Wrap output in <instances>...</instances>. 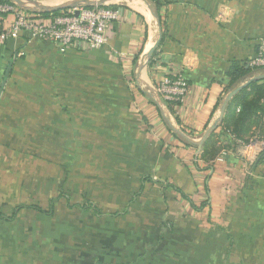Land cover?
<instances>
[{"label":"crops","instance_id":"crops-1","mask_svg":"<svg viewBox=\"0 0 264 264\" xmlns=\"http://www.w3.org/2000/svg\"><path fill=\"white\" fill-rule=\"evenodd\" d=\"M92 1L38 0L32 5L49 12ZM97 1L120 10L119 19L108 24L107 44L60 54V46L51 41L10 38L0 42V84L8 67L11 74L20 66L21 55H39L46 47L52 61L82 69L80 82L97 83L94 89L63 93L68 102L49 105L48 118L39 121L48 122L50 131L59 130L56 137L62 140L116 146L122 150L116 160L128 164L127 174L139 179L140 192L150 178L160 197L170 195L171 215L157 219V233L149 231L148 217L129 219L134 228L125 239V264H264V149L234 154L232 135L222 126L227 115L228 127L247 142L264 137V115L250 114L237 125L230 120L252 98L249 84L264 83V68L235 81L228 74L232 63L245 65L264 38V0H165L163 28L148 0ZM154 48L156 62L148 66ZM177 69L188 92L182 104L172 105L157 91V83ZM10 92L15 91L0 92V153L26 138L28 133L19 130H31L37 121V107L7 101ZM211 147L218 151L212 153ZM198 159L204 162L199 166L210 169H196ZM140 206L149 210L147 201Z\"/></svg>","mask_w":264,"mask_h":264},{"label":"rangeland","instance_id":"rangeland-1","mask_svg":"<svg viewBox=\"0 0 264 264\" xmlns=\"http://www.w3.org/2000/svg\"><path fill=\"white\" fill-rule=\"evenodd\" d=\"M57 49L60 54L68 50ZM19 58L17 72L9 70L0 92L15 91L7 101L36 106L38 113L31 130H19L27 137L0 153V214L5 217L0 220V264H125V239L134 228L129 219L148 217L149 231L157 233V219L171 215L170 195L160 197L150 178L140 192L139 179L127 174L128 164L116 160V146L62 140L59 130L39 121L48 118L49 105L68 102L63 93L94 89L97 83L80 82V67L52 61L47 47ZM203 163L198 159V165ZM146 201L149 210L140 206Z\"/></svg>","mask_w":264,"mask_h":264},{"label":"built area","instance_id":"built-area-1","mask_svg":"<svg viewBox=\"0 0 264 264\" xmlns=\"http://www.w3.org/2000/svg\"><path fill=\"white\" fill-rule=\"evenodd\" d=\"M93 2V5L78 2L55 13L43 14V11L29 9L18 2L0 1V42L23 37L51 41L63 48L100 49L108 43V24L119 19L120 10L99 6L97 0ZM246 66L264 68V38L258 40L255 54L248 59ZM157 91L165 101L182 104L188 83L181 69L173 71L171 77L161 76ZM234 141L233 153L241 157L251 148L256 154L264 149V140Z\"/></svg>","mask_w":264,"mask_h":264},{"label":"trees","instance_id":"trees-1","mask_svg":"<svg viewBox=\"0 0 264 264\" xmlns=\"http://www.w3.org/2000/svg\"><path fill=\"white\" fill-rule=\"evenodd\" d=\"M0 1H7V0H0ZM148 2H150V4L152 5L154 14H155V16H156V18L158 20V23H159L160 27L163 28V26H164V18H163V13H162L161 10L163 9V6L166 3V1L165 0H148ZM42 13L43 14H47V13H50V12H45L44 11ZM51 13H55V11L51 12ZM155 55H156V48H154L152 50V52H151L150 58L148 60V66H153L154 63L156 62L153 59L155 57ZM252 70L253 69L247 67L246 64L242 66L239 63L234 62L230 66L228 74H229L231 80L235 81L239 77H242V76L246 75L247 73H249ZM162 76L171 77L170 74H164ZM249 87L252 90V98L249 101H246V102L243 103V106L241 107V109L239 110L240 112L238 113L239 117L237 116V117L234 118L233 115H231L230 120L234 121V124L236 123V125H237V122L242 121L243 119L247 118L250 114H257L258 113L259 116H263L264 115V83L257 84L256 81H252L249 84ZM242 91H245V88H243ZM260 100H263L262 103H260ZM170 104L179 105L177 102H170ZM227 122L229 123V117L227 115H224L223 121H222V126H223L224 129L229 131L230 134L232 135L231 139H232L233 148H234V145H235L234 139H238V140H241L243 142H247L246 140L242 139V137L239 134V131L236 128L230 129L228 127V123ZM261 139L264 140V137H262ZM211 151H212V153L213 152L216 153L218 151V149L216 147H211ZM204 156H205V154H204ZM202 157H203V155H202ZM203 159L207 160L206 157L205 158L203 157ZM194 165H195V168L198 169V170L210 169V167H211V165H206L205 167H201L196 162L194 163ZM208 177H209V175H206V179ZM172 188L176 192H178L179 196L182 199L188 201V203H190V205L193 206V203H192L191 199H189V197L186 194H184L180 189H178L177 187H175L173 185H172ZM12 216H14V213H13V215H11V217Z\"/></svg>","mask_w":264,"mask_h":264},{"label":"water","instance_id":"water-1","mask_svg":"<svg viewBox=\"0 0 264 264\" xmlns=\"http://www.w3.org/2000/svg\"><path fill=\"white\" fill-rule=\"evenodd\" d=\"M33 2H34V1L20 0L18 3H21L23 6L29 8V9H32V10H38V9L34 8V6L32 5ZM80 3H83V4H85V5H93V4H95L93 1H92L91 3H88V2H80ZM96 3L99 4V1H97ZM72 5H74V4H72ZM72 5H71V6H72ZM71 6H69V7H71ZM54 11H57V9L51 10V11H49V12H54ZM45 12H48V11H45ZM150 55H151V53H150ZM9 70H10V68L8 67V68L6 69V73H7V74H8V72H9ZM235 93H236V90H233V91H231V92L226 96V98H225V100H224V103H223V106H222V109H221V114H222V112H223V110H224V107H225L227 101H228V100H229V99H230ZM262 155H264V151L262 152L261 156H262Z\"/></svg>","mask_w":264,"mask_h":264}]
</instances>
